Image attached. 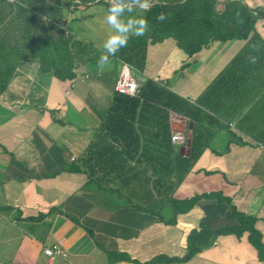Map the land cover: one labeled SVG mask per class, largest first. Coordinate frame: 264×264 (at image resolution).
Segmentation results:
<instances>
[{
    "label": "crops",
    "instance_id": "1",
    "mask_svg": "<svg viewBox=\"0 0 264 264\" xmlns=\"http://www.w3.org/2000/svg\"><path fill=\"white\" fill-rule=\"evenodd\" d=\"M228 1L217 0V7ZM241 1L256 16L247 38L215 40L187 56L169 37L149 44L143 72L132 67L140 89L153 79L186 99L211 135L183 179L179 156L190 153L172 135L187 136L191 123L193 135L195 121L140 91L129 95L131 100L114 101L122 60L110 57L98 65L102 48L92 43L97 60L73 67L72 79L42 71L38 58L19 62L0 95V206L12 207L0 210V218H12L15 226L18 219L48 223L45 247L62 241L64 264L181 258L192 229L201 223L218 227L233 218L228 205L203 198L169 222L172 204L156 186H174L169 196L177 199L207 192L231 198L256 218L264 242V0ZM107 251L129 258L110 262ZM154 264L264 261L245 233L221 235L186 261Z\"/></svg>",
    "mask_w": 264,
    "mask_h": 264
},
{
    "label": "trees",
    "instance_id": "2",
    "mask_svg": "<svg viewBox=\"0 0 264 264\" xmlns=\"http://www.w3.org/2000/svg\"><path fill=\"white\" fill-rule=\"evenodd\" d=\"M95 1L0 0V95L6 89L16 67L22 60L38 58L42 71L52 72L60 79L74 78L73 67L77 64L96 61L98 49L91 42L78 38L70 31L68 25L70 20L77 17L75 14L81 10L80 8H88V3ZM141 3L144 5L143 9L136 4H132V7L135 15L145 19L148 25L147 30L141 37L129 38L127 46L120 49L114 56L140 72L145 69L149 44L162 42L172 37L179 50L187 56H193L215 40L244 39L255 30L256 16L241 0H229L226 6L224 4L220 9L217 7V0H141ZM96 4H104L107 9L108 0H100ZM161 13L164 14L165 19L157 20V16ZM140 95L145 98L160 99L166 106L195 121L190 155L179 156L180 178L183 179L206 147L211 137L210 133L207 134L205 127L200 125L196 113L189 110L190 104L186 99L167 87L160 86L153 79H146L140 89ZM127 98L129 99L130 96L117 92L114 101L127 100ZM113 108L114 106L110 107L109 113ZM156 189L158 194H165L167 201L172 204L174 216L169 220L171 223H175L178 213L190 210L203 198L215 199L220 206L228 205L233 222L218 227L201 223L199 228L192 229L187 236L185 256L170 258L159 255L147 264L158 263L162 259L186 261L204 247L211 245L221 235L234 234L240 238L245 233L248 234L250 243L256 248L259 259L264 261V242L261 240L260 231L255 226L256 218L240 211L233 205L231 198L224 196L221 192H207L177 199L169 196L174 186L159 185ZM160 203L164 202L160 201ZM5 209H12V207L0 206V210ZM156 214L163 219L159 211H156ZM43 216L41 214L27 219L38 220ZM107 254L110 262L129 258L118 251H107Z\"/></svg>",
    "mask_w": 264,
    "mask_h": 264
},
{
    "label": "rangeland",
    "instance_id": "3",
    "mask_svg": "<svg viewBox=\"0 0 264 264\" xmlns=\"http://www.w3.org/2000/svg\"><path fill=\"white\" fill-rule=\"evenodd\" d=\"M105 14L104 4L86 7L76 12L77 17L69 21V28L74 33L79 32L82 38L91 39V43L101 47L111 31L104 21ZM78 28L83 30L76 31ZM0 204L3 205L1 200ZM11 219L0 218L4 223L0 227V264H50L49 257L43 252L47 243L48 223L30 225L29 222L18 219L19 222L15 226ZM17 225L25 232L18 229ZM63 259L65 258L56 257L54 264H64L67 259Z\"/></svg>",
    "mask_w": 264,
    "mask_h": 264
},
{
    "label": "clouds",
    "instance_id": "4",
    "mask_svg": "<svg viewBox=\"0 0 264 264\" xmlns=\"http://www.w3.org/2000/svg\"><path fill=\"white\" fill-rule=\"evenodd\" d=\"M132 4H136L143 9L141 0H108V7L104 16V21L110 28L106 39L101 47L102 52L98 59V65H104L110 57L127 46L129 38L141 37L147 30V23L141 16L135 15ZM163 13L157 16V20H164ZM251 62H255V57H250Z\"/></svg>",
    "mask_w": 264,
    "mask_h": 264
},
{
    "label": "built area",
    "instance_id": "5",
    "mask_svg": "<svg viewBox=\"0 0 264 264\" xmlns=\"http://www.w3.org/2000/svg\"><path fill=\"white\" fill-rule=\"evenodd\" d=\"M114 89L118 93L133 96L137 95L140 91V82L133 73L132 67L126 62H123L122 64L119 77L114 84ZM67 93H69V89H67ZM172 140L185 144L187 141V136L185 134L174 133L172 135ZM44 253L49 256L50 259L67 256V252L63 247L62 241H58L52 246L45 247Z\"/></svg>",
    "mask_w": 264,
    "mask_h": 264
},
{
    "label": "water",
    "instance_id": "6",
    "mask_svg": "<svg viewBox=\"0 0 264 264\" xmlns=\"http://www.w3.org/2000/svg\"><path fill=\"white\" fill-rule=\"evenodd\" d=\"M99 1L100 0H96L93 3H88V5H95ZM191 140H192V123L190 124L189 130L187 132V141H186V147H185V151H186L187 155L190 153Z\"/></svg>",
    "mask_w": 264,
    "mask_h": 264
}]
</instances>
